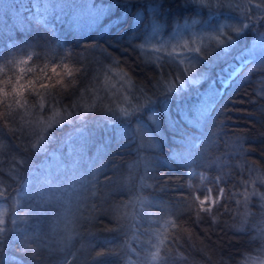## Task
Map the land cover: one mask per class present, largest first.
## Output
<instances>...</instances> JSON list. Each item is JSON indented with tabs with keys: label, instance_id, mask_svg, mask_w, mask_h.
<instances>
[{
	"label": "trees",
	"instance_id": "obj_1",
	"mask_svg": "<svg viewBox=\"0 0 264 264\" xmlns=\"http://www.w3.org/2000/svg\"><path fill=\"white\" fill-rule=\"evenodd\" d=\"M62 4L60 0H0V68L15 76L17 65L7 62L31 57L28 65H21L35 70L29 78H37L40 69L53 64H67L79 74L67 90L57 87L52 95L41 90L43 98L26 94L29 103L24 106L16 104L11 88L0 85L5 87V92L0 93V193H3L0 207L7 218L2 226L5 232L0 234V264H13L12 257H15L14 264H54L57 259H60L57 264H62L67 254L50 253V250L56 248L53 236L64 237L62 228L66 221L72 226L70 234H79L83 238L92 235L95 226L105 231L115 226L103 220L92 222V218L87 220L85 217L90 218L91 212L97 210L94 197L100 193L98 178L108 172V168L114 171L132 163L140 152L138 146L132 143L134 148L131 149L129 140L123 136L118 138L116 132L120 126L115 123L108 125L106 120L101 121V128L95 123L96 133L102 134L99 139L107 140L105 153L92 164L89 171L93 172L89 173L88 168L82 166L87 155L92 153L89 140L83 145L86 149L84 161L71 172L70 146L80 147V143L75 138H68L75 131L73 129L81 125L80 120L74 119L72 123H62L52 129L55 136H49L48 123L65 120L67 113L63 109H71L74 101L78 105L75 111L85 118H91L89 114L95 112H114L113 92L121 88V79L114 80L111 85L107 77L92 83V72L105 75L102 68L108 71L113 65L127 64L130 75H126L123 85L129 90L148 85L154 91L164 80L159 71L170 74L173 70L149 64L135 48L137 39L145 34L150 20L170 26L178 19H190L195 15L196 4L203 5L201 0H137L131 5H116L112 18L108 12L102 19L71 27L62 9H57ZM5 5L15 7L5 9ZM44 5L48 9L42 16L40 10ZM207 5L204 4L209 8ZM24 6L26 10H23ZM154 11V15L150 14ZM121 12L124 17L113 23ZM134 15L139 20L131 30ZM199 18L204 20L203 16ZM47 19H52V24ZM114 24L118 27L113 28ZM130 32L136 36H131ZM93 44L96 47H90ZM86 68L89 71H85ZM262 72L254 70L256 74ZM83 77L84 80L79 81ZM6 78L0 73V80ZM245 85L247 87L230 86L219 98L217 94L212 96L213 109H208L197 124L195 116L194 123H188L190 121L186 119L185 125L181 122L180 128L174 126L168 130L166 120H163V130L173 142L165 139L159 150L145 149L142 155L140 152L141 158L135 163L142 173L145 171L149 184L140 190L138 197H148L151 193L155 203H150L154 205L149 211L150 219H140L139 226L132 224L129 234L127 232L123 237L129 235L125 241L131 246L136 264H141L140 260L143 264H245L250 258L254 262L256 258L264 261V236L261 233L264 204H257L250 197L253 191L264 189V96L259 93L262 87L249 82ZM225 97H229L226 102ZM53 98L59 102L58 116L48 110V101ZM37 101L44 105L43 112L34 106ZM191 102L192 99L185 101L176 97L173 102L168 100L166 107L173 110V105L182 109L180 111L185 115L183 105L192 107ZM162 106L157 103L152 109L144 110H157L156 115L160 117ZM216 109L222 113L217 114ZM88 131L90 127L87 126L85 132ZM65 140L68 143H63ZM55 158L61 160L58 172L56 167H51L56 164ZM160 158L165 162L159 161ZM115 164L118 165L113 167ZM112 171L110 174H114ZM135 178L129 179L135 181ZM221 179L223 183H220ZM90 183L95 184L94 187ZM225 185L228 195L212 207L215 216L200 213L202 219H197L195 210H187V205L192 203L187 199L189 193L192 196L209 193L214 197L218 195L215 189ZM59 186L63 193L58 192ZM248 202L252 204L248 206ZM66 205L74 210L73 213L61 211ZM157 211L163 214L160 221H156ZM54 222L57 229L52 228ZM113 237L99 243L100 247L111 246L110 250H114L117 247L115 240L122 238ZM107 250L98 248L97 252H110ZM124 255L125 259L129 254L125 252ZM106 259L100 264H118L113 258Z\"/></svg>",
	"mask_w": 264,
	"mask_h": 264
},
{
	"label": "rangeland",
	"instance_id": "obj_2",
	"mask_svg": "<svg viewBox=\"0 0 264 264\" xmlns=\"http://www.w3.org/2000/svg\"><path fill=\"white\" fill-rule=\"evenodd\" d=\"M136 1L137 0H133L131 3ZM60 2H63V4L58 8L54 6V8L58 10L62 9L71 27H77L80 23L83 26L85 22L102 19L108 12H110L109 17L112 18L114 16L112 11L114 7L116 5H122L119 0H60ZM253 2L262 3L264 0H253ZM131 3H128V5H131ZM201 3L203 5L196 4L194 7L195 15L193 17H190V19H178V22H173L170 26H166L161 21L150 20L145 34L140 39H137L135 48L140 53V56L146 59L149 64H154L155 68L162 69V66H166L168 69L172 68L173 70L170 74L159 71L163 75L164 80L154 91L148 85L136 86L133 90H129V88L124 86L122 82L126 81V75H130L129 65L127 66V64L122 63L120 65H113L108 71L102 68L101 70L105 71L104 76L92 72L90 78L92 83L96 81L99 82V80L107 77L111 85L114 80L121 79V88L113 92L114 112L110 114L95 112L89 114L92 116L91 118L83 117L87 122V126L90 127L89 133L91 135L89 140L91 143L89 148H91L92 153L89 156L87 155L86 161L83 162L84 164L82 166L85 169L88 168L87 171L89 173L93 172L92 170L89 171L92 164L97 163L105 153L104 146L107 140L104 141V139H99L102 134L96 133V131L98 127L101 128L100 122H104L105 120L108 121L113 114L118 117L114 119L116 122L113 123L120 126V130H122L119 136L116 134L117 137L121 138L123 136L125 139L129 140L128 143H130L131 149L134 148L132 144L134 143L138 146L142 155L145 149L150 151L159 150L162 141L165 139H167L169 143L173 142V139L163 130L164 125H161L163 120H166L168 130H172L171 128L174 126L180 128L181 122L185 125L186 119L190 121L188 123H194L201 109H206V111L211 109L213 102L211 100L212 96H216V94L218 96L220 95L221 80L223 76H226L225 73L229 69L232 71L233 67L236 68L234 73H238L233 85L241 83L242 86L247 87L245 83L249 82L253 84V86L255 84V86L262 87L259 93L264 96V72L259 73L257 76L253 71L256 69L264 71V36L261 35V33H264V26L255 23V30L245 29L239 36H237L234 31L235 28L242 26L245 11L254 14L255 20V14L260 13L261 10L248 8L247 0H201ZM206 3L210 6L209 8L204 6ZM46 8L45 6L40 10L42 16H45ZM26 9L27 7L24 6L23 10ZM150 11H152V9ZM150 14L154 15L155 11ZM53 16L57 17V14ZM199 16H203L204 20L199 18ZM38 17L41 18V16ZM123 17L124 12H121V14L114 19L115 21H113V23H118ZM47 20L52 24V19ZM138 20L139 18L134 15L131 30L135 28L137 25L136 21ZM162 20L163 22L165 21L164 17ZM154 26L156 27L154 28ZM117 27L118 24H114L113 28ZM131 32V36L135 37L136 35ZM229 33H231L230 38L234 39L235 43L229 46V54L224 58L221 45L226 43V38H229ZM201 57H205V59H201ZM85 71H89V68H86ZM181 73L185 74L184 79L179 78ZM78 75L79 74H76V72H73V78H75V80ZM252 75H254V77H252ZM64 79L67 80L68 78L64 77ZM157 79L159 80V77ZM218 79L219 86L216 87V81ZM83 80L84 77L79 81ZM187 80H197L198 83L189 84L186 82ZM173 86L177 88L178 93H167V89ZM96 90L97 88L95 91ZM210 94L212 95L209 97ZM176 97L184 98L185 101L192 99L191 103L196 102L197 99H199V101L198 103L191 104L192 107H187L188 104L183 105V110L185 111L184 115V112L180 111L182 109L178 110L174 108L173 105V110H168L166 107L168 100L173 102ZM149 98L155 102L148 103ZM228 98L229 97H225V102ZM209 101H211V103H209ZM157 103L163 105L160 110L162 116H157L159 123L154 125L149 117L153 113H157V110L153 109L151 112L147 110L150 108L152 109L153 105ZM138 105H143V107L139 109L138 113L133 114L131 117L125 119L119 115L121 110L131 111L137 108ZM147 107L149 108L146 112L144 109ZM215 112L217 114L222 113V111L218 109H216ZM80 123L81 125H77L73 130L77 127H84L81 121ZM197 123L198 120L196 121V124ZM96 140L97 143H95ZM167 144L168 143H166V146ZM92 148H94V150ZM85 151L86 149L84 148L83 152L85 153ZM140 152L132 163L125 164L123 169L112 171L113 169L108 168L109 171L104 172V174L100 176L101 178H98L100 183L97 185L100 189V193L94 197L96 202L94 204L95 206L97 205V210L91 212L90 218L88 215L85 217L87 220H91L92 218V222L93 220L107 221L110 225H115L111 228L114 229V231H105L95 226L93 227V234L86 235V237L83 238L79 237V234H70L72 226L69 221H66L64 222V228H62L64 237L58 235L53 236V244L56 248L50 250V253L57 251L63 256L67 254L66 259L72 258L71 264H100L101 261L107 260L106 258H113L118 264H136L135 258L131 255V246L125 241L129 235L126 238L123 237L127 232L129 234L132 224L135 225L136 223V225L139 226L140 219H150L149 211L154 209V205L150 203H155V201H152L153 195L151 193H148V197L146 195L142 196V198L138 197L140 190L145 188L146 184H149L147 181L148 176H146L145 171L142 173L135 163L141 158ZM60 161L61 160L55 158L56 164L51 165V167H56L57 172L61 166ZM159 161L165 162V160L161 158ZM117 165L118 164H115L113 167ZM70 168L72 172L73 168ZM50 170H52V168H50ZM111 171L114 172V174H110ZM129 178H135V181ZM51 185H53V183ZM89 185L94 187L95 184L90 183ZM59 191L63 193L60 186L58 187V192ZM207 194L209 199H211L212 197L210 194ZM108 197H110V199ZM250 197L254 198L255 203L264 204V190L253 191ZM79 199H81V197H79ZM251 204V202H248V206ZM213 206L215 205H212V207ZM1 211L0 207V220L5 221L7 218L4 211L2 213ZM61 211H63L64 214H71L74 210L66 205L62 206ZM105 212H111L113 214L110 215ZM155 214H157L156 221H160L163 214L159 211ZM43 215L44 214H42L41 217ZM116 217H120L121 220H114ZM55 225V222L52 223V228H54ZM2 226L3 225H0V227ZM49 227H51V224ZM55 228L57 229L58 226ZM261 233L264 236V228ZM109 236H114L113 239L122 238L120 241L115 240L117 247L114 250H110L111 246L107 248L100 247L99 245V243ZM45 241L48 243V240ZM95 244L99 247H96ZM98 248L109 249L110 252H107L109 255L96 260V256H92V253L97 252ZM41 251L45 250H40V252ZM125 252L129 255L124 259ZM59 260L60 259H57L54 264H57ZM114 260H112V262ZM140 263L143 264L141 260ZM108 264L111 263L108 262ZM245 264H264V261H262V259L261 261H257L256 258L254 262L250 258Z\"/></svg>",
	"mask_w": 264,
	"mask_h": 264
},
{
	"label": "snow or ice",
	"instance_id": "obj_3",
	"mask_svg": "<svg viewBox=\"0 0 264 264\" xmlns=\"http://www.w3.org/2000/svg\"><path fill=\"white\" fill-rule=\"evenodd\" d=\"M122 4H128L133 2V0H119ZM142 2V0H141ZM5 9L15 7V5H5ZM247 7L248 8H255L260 9V13L255 14V20H254V14H251L247 11H245L244 15V22L242 23V26L237 27L234 29L235 34L239 36L245 29L248 30H255V23H259L260 25L264 26V2L262 3H254L253 0H247ZM5 15L7 16V12H5ZM142 22V21H141ZM156 26H154L155 28ZM262 36H264V33H261ZM231 33H229V38H226V43L224 45H221V51L224 54V58L227 57L229 54V46L235 43V40L230 38ZM90 47H96V45H90ZM31 57H28L27 59L19 60V61H13L10 60L7 63L8 64H16L17 65V74L15 76H11L8 73L4 71V68H0V73H3L6 79L0 80V85H4L8 88H11L12 93L15 94L16 97V104L18 106H24L27 103H29L27 99V95L35 94L37 96H41V90H44L45 93H48L49 95L53 94L54 89L57 87H62V90H67L69 87H72V80H73V72L74 70L71 69L67 64H64L63 66L59 65H51L45 66V68H42L39 70V75L37 78L32 79L29 78L30 74H32L35 70L32 67H22L21 65H28L29 61L31 60ZM201 59H205V57H201ZM62 67L63 70H60ZM202 75V74H201ZM62 77H67L68 79H62ZM185 74L181 73L180 79H184ZM189 84L198 83L197 80H187L186 81ZM159 83V82H158ZM5 92V87H0V93ZM167 93H178V90L176 87H169L167 89ZM166 93V94H167ZM20 97H25V99H20ZM155 101L149 99L148 103H154ZM49 104V111H54L55 114L58 116L60 114L59 111H56L59 102L55 101L54 98L51 101H48ZM36 107H39L41 111L43 112L45 110L44 105L40 104L39 101L35 103ZM78 105L75 104V101L73 102V105L71 109L65 108L63 109L64 112L67 113V116L65 120L60 122H51L48 123V133L49 136H55V132L52 131V129H55L60 126L62 123H72L75 120H80L84 127H77L73 134L68 138L69 140H72L75 138L79 143L80 147H77L75 144L70 146L69 150V157H70V166L74 169L78 167L83 161H84V152H83V145L89 143V136L91 135L88 132H85V128L87 127V122L84 120V118L79 114V112L75 111V108H77ZM143 107V105H138L137 108L132 109L131 111H124L121 110L120 116L127 119L131 117L133 114L138 113L139 109ZM206 114V109H201L199 111V115L197 116V120L200 118H203ZM118 118L115 114L112 115V117L109 118L107 121L108 125H111L114 122V119ZM45 119H49L48 117H45ZM149 119L152 121V123L155 125L159 123L158 117L156 113H153ZM102 131H106V129H101ZM122 130L117 129L116 134L119 136L121 134ZM158 134V130H157ZM63 143H68V140L63 141ZM35 147V146H33ZM43 151H46V149H41ZM224 181L221 179L220 183H223ZM233 187H236L235 185ZM227 185L224 187H217L215 191L218 193V195L212 197L209 199V196L207 193H200L195 196H192L191 193L188 194L187 199L191 200L192 203L187 205V210L189 212L195 210L197 213V219H202L200 217V213H212L213 216L216 214L212 211V205H216L218 201L223 196L228 195V191H226ZM0 195H3V193H0ZM198 205V206H197ZM227 210V209H226ZM179 211V210H178ZM218 211V209H217ZM4 221L0 220V225H3ZM107 231H114V229H106ZM5 232L4 227H0V234H3ZM34 255H38V253H34ZM109 255L105 252H97L96 253V260H99L102 257H105ZM13 261V264L15 262V257L10 258ZM62 264H71L70 261L65 260L62 262Z\"/></svg>",
	"mask_w": 264,
	"mask_h": 264
}]
</instances>
